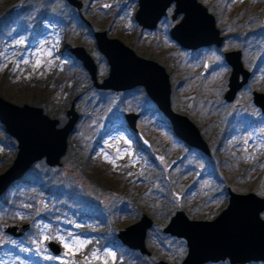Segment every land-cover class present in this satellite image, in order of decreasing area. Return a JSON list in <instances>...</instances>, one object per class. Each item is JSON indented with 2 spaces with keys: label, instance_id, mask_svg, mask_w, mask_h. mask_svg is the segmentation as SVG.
I'll use <instances>...</instances> for the list:
<instances>
[{
  "label": "rangeland",
  "instance_id": "obj_1",
  "mask_svg": "<svg viewBox=\"0 0 264 264\" xmlns=\"http://www.w3.org/2000/svg\"><path fill=\"white\" fill-rule=\"evenodd\" d=\"M12 1L0 0V96L41 107L58 125L75 98L79 116L60 165L35 161L0 196V225L29 223L16 239L0 230V264H152L156 259L178 263L185 254L184 240L161 232L174 210L182 209L189 218L211 219L226 204L225 186L264 195V121L258 115L255 120L240 117L242 112L253 115L251 107L236 110L222 103L229 68L214 47L193 51L170 39L168 30L180 17L171 19L172 3L153 29H144L133 17L136 0H81L80 12L89 25L77 21V11L65 0H28L21 13L10 17L5 10ZM225 1L236 13L235 23L232 28L216 18L221 34L262 28L250 18L264 15V0ZM103 29L136 54L164 66L171 107L196 124L210 148L208 157L172 135L141 87L117 93L91 85L67 48L83 46L101 79L107 64L91 33ZM260 38L264 44V35ZM204 59L208 69L199 75ZM242 62L251 69L257 61L245 53ZM124 109L139 113L135 127L147 145L135 140L137 148L127 136ZM14 153L15 141L0 124V171ZM178 155L181 161L165 170ZM87 183L104 191L100 202L89 198ZM140 213L152 219L145 234L150 255L126 247L115 235ZM49 240L58 243V253L47 247Z\"/></svg>",
  "mask_w": 264,
  "mask_h": 264
},
{
  "label": "water",
  "instance_id": "obj_2",
  "mask_svg": "<svg viewBox=\"0 0 264 264\" xmlns=\"http://www.w3.org/2000/svg\"><path fill=\"white\" fill-rule=\"evenodd\" d=\"M24 0L11 3L5 13L21 7ZM134 19L141 28L153 29L166 8L172 3L171 17L181 14L169 28L168 35L177 45L185 49H197L210 45L219 46L222 36L215 25L213 15L198 0H136ZM78 13L86 25L89 22L81 15V0H65ZM96 50L107 64L106 75L97 78L96 64L90 54L81 45L69 46L67 50L80 61L91 85L99 90L123 91L135 86L143 89L157 110L167 119L172 135L187 145L209 156L210 148L202 137L196 124L185 114L172 109L170 104V82L162 64L151 58L134 52L128 45L116 37H109L106 30H94L91 33ZM224 61L229 66L227 88L223 94L230 101L235 91L245 82L249 71L243 66L238 50L223 53ZM207 67L204 60L199 73ZM240 79L238 80V77ZM253 102L264 113V92L253 91ZM75 98L65 110V121L58 125L55 117H50L36 105L23 102L16 104L0 96V124L6 134L15 141V153L7 167L0 171V196L12 183L20 179L32 163L43 159L47 166H59L64 155L66 139L78 119L74 108ZM126 125L136 129L138 112L124 109ZM143 145L148 141L138 133ZM181 155L171 159L165 170L176 164ZM90 199L100 202L104 191L93 183H87ZM227 200L225 206L211 219L189 218L182 209H176L162 226L161 232L181 238L185 243V254L174 264H203L227 259L229 264H244L250 261L264 263V195L253 191L237 192L225 187ZM171 193L178 200L180 193L171 188ZM27 222L19 224H1L0 230L12 237L20 236L27 228ZM152 225V219L145 213L118 229L115 233L119 241L130 249L149 255L145 245V234ZM53 254L59 252V245L54 240L46 243ZM152 264H170L163 259H156Z\"/></svg>",
  "mask_w": 264,
  "mask_h": 264
},
{
  "label": "flooded vegetation",
  "instance_id": "obj_3",
  "mask_svg": "<svg viewBox=\"0 0 264 264\" xmlns=\"http://www.w3.org/2000/svg\"><path fill=\"white\" fill-rule=\"evenodd\" d=\"M15 1L16 0H13L12 3ZM27 1L28 0H24L21 2V6H20L21 8L20 9L13 11V12L5 13V14L12 17L16 13H21L25 8L24 3H26ZM198 1L200 3H202L203 5H205V7L207 8V11L213 15L215 25H216V18L221 17L223 21L227 22V25H229L230 27L233 28L234 23H235L234 18H235L236 13H235L233 8L229 9L228 6H225V4H226L225 0H208L207 2H204L203 0H198ZM172 10H173V8H172ZM215 15H217V17H215ZM175 16H174V18H175ZM180 16H181V14H180ZM170 17H171V14H170ZM174 18L171 17V19H174ZM250 19H251L252 23H259L260 27H262V28L258 29V30L255 28H251V29H248L246 31H241L240 33H238L237 31L236 32H228L225 34L220 33L222 36V40H221V43L219 46L210 45V46H206L204 48L206 49L207 47H209V48L214 47V49L220 53V55L222 56V60H223L224 64L228 68H229V66L224 61L223 53L225 51H229V50H238L239 54H240L241 62H242V56H244L245 53H247L250 56L251 61H253V60L257 61L256 64L251 69H248L247 67H245L243 65L249 71V75L247 76V79L245 80V82L235 91V93H234V95L230 101H226L223 98V94L227 88V76H226L225 88L222 91L221 98H222L223 104L232 105L236 110H244L246 108L251 107V109L253 111V115L251 113L247 114L246 112H242L240 117L249 116V117H253L254 118L253 120H255L254 115H256V116L258 115V117H260L264 121V113L260 112L259 108L255 105V103L253 102V98H252L253 97V95H252L253 91L264 92V70H261V72H258V70L260 68L264 69V44H261L259 42L262 40L260 38V36L264 35V15H254ZM248 23H250V22H248V20H245V24H248ZM202 48L203 47L197 48V49H202ZM197 49H190V50L194 51ZM204 60L207 61V59H204ZM204 60L202 61V65H203ZM242 64H243V62H242ZM202 65H201L200 69L202 68ZM200 69L198 70V73H199ZM207 69H208V61H207V67H206L205 72L203 74L199 73V75H204L207 72ZM228 73H229V71H228ZM259 73H261V74H259ZM239 79H240V76L238 77V80ZM254 82H256V86L255 85L251 86V84L252 83L254 84ZM109 91L117 92V93L121 92V91H113V90H109ZM166 121H167V119H166ZM166 123H168V122H166ZM124 131L127 132V136L129 138H131L134 141V143H135V140L141 141V139L138 135V133H139L138 129H131L126 125L124 127ZM262 137H263V133L259 134V137L258 136L256 137V141L260 140V138H262ZM135 145L137 146V148L139 147L136 143H135ZM190 148H192V147H190ZM192 149H194V148H192ZM194 150H196V149H194ZM196 151H198V150H196ZM181 159H182V157H181ZM181 159L176 164H178L181 161ZM220 261H222V260H220Z\"/></svg>",
  "mask_w": 264,
  "mask_h": 264
},
{
  "label": "trees",
  "instance_id": "obj_4",
  "mask_svg": "<svg viewBox=\"0 0 264 264\" xmlns=\"http://www.w3.org/2000/svg\"><path fill=\"white\" fill-rule=\"evenodd\" d=\"M77 21L78 22H83V20L82 19H80V17L78 16V18H77ZM160 113V112H159ZM160 117H161V119H159V120H161V121H163V122H166V119H165V117L163 116V115H161V113H160ZM136 138V137H135ZM204 157H206V156H204ZM15 183V182H14ZM14 183H12L11 185H13ZM19 238V237H18ZM16 239V238H15Z\"/></svg>",
  "mask_w": 264,
  "mask_h": 264
}]
</instances>
